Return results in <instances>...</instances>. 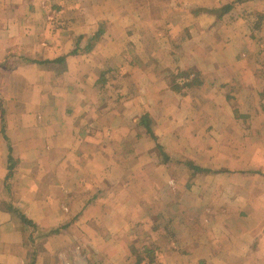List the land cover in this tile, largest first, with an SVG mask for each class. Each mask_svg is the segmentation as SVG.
<instances>
[{
    "label": "crops",
    "instance_id": "1",
    "mask_svg": "<svg viewBox=\"0 0 264 264\" xmlns=\"http://www.w3.org/2000/svg\"><path fill=\"white\" fill-rule=\"evenodd\" d=\"M234 1L0 0V59L12 51L34 60L65 56L53 67L23 59L1 70L0 264L31 258L35 264H139L130 247L150 246L141 231L132 239L139 223L132 225L126 200L141 202L148 182L158 180L154 145L135 123L139 100L171 155L233 171L215 176L220 184L211 218L184 222L179 240L164 235L165 243L156 241L152 264H264V160L244 161L225 150L227 143L231 150L249 144L256 127L227 122L222 83L242 84L246 95L239 102L264 96V84L254 83L264 79V70L263 78L258 74L264 66L247 58L255 42L243 22L237 26L255 0L223 12ZM158 23L167 26L170 40L155 37ZM100 25L93 49L71 54L79 36L83 49ZM160 53L167 63L154 65ZM175 70L193 71L201 83L192 78L189 91L177 94L165 76ZM116 76L124 82L118 93H107ZM129 120L134 134L128 140ZM211 142H217L215 153ZM6 197L36 227L14 217L3 205ZM140 264H149L147 258Z\"/></svg>",
    "mask_w": 264,
    "mask_h": 264
},
{
    "label": "rangeland",
    "instance_id": "2",
    "mask_svg": "<svg viewBox=\"0 0 264 264\" xmlns=\"http://www.w3.org/2000/svg\"><path fill=\"white\" fill-rule=\"evenodd\" d=\"M250 6V7H249ZM248 8H245V11H248L249 18L243 19L241 21H238L237 26H241L240 23L243 22L244 26L247 28V33H251L252 40L255 42L253 45L254 51L249 53V57H247L249 62L256 61L261 66H264V16L260 17L261 10L264 11V5H260L259 1H255L254 3L251 1L249 3ZM54 7L49 6L47 7L48 12L52 13L56 10H52ZM251 15V16H250ZM48 21H53L51 25L55 26L56 23L55 20L52 18H47ZM235 22V21H234ZM159 24V23H158ZM60 26V25H59ZM158 27V28H157ZM156 30L153 32L154 35H156V38H164L167 35H169L170 40V34H168V28L165 24L158 25ZM252 27V29H251ZM38 30V28H36ZM167 31V33H166ZM11 54V53H9ZM148 54H143L142 56L144 58H148L146 56ZM11 56V55H9ZM17 56V55H15ZM146 56V57H145ZM153 64L156 62H162L166 64L167 62L163 58V54H155L153 55ZM192 56V55H190ZM11 60L7 63L3 62L4 59H0V64L3 66H0V75L1 70L7 67V64L12 66V64L17 59L14 58V56H11ZM18 57V56H17ZM150 58V57H149ZM243 58V57H242ZM245 58V57H244ZM19 60V58H18ZM149 61V60H148ZM155 65V64H154ZM160 65V64H159ZM202 62H198L196 69L198 71H201L202 68ZM3 69V70H4ZM263 70L264 68H260L259 70V76L260 78H263ZM174 72L168 73L166 76L167 80L170 81V77ZM167 73V71H166ZM165 73V74H166ZM193 71H191V74ZM196 75V74H194ZM194 75L191 77L185 79V78H179L178 80L181 83L187 82L188 80H191ZM113 82L110 84V91L107 90V93H118L116 86L123 83L124 80L119 78L118 76L111 78ZM121 79V80H120ZM256 79V78H255ZM254 81V78H253ZM261 82L264 84V79H256L255 84L260 85ZM169 83V82H168ZM222 89L224 90V93L226 94V97L228 98L225 103L224 107L227 110L231 111V117L228 119V123H230L233 126H237V128L246 129L248 127H251L254 125L256 127V130L253 134V138L249 140V144H241L240 149L238 150V146L235 150H231L229 148L230 143H227L225 146V150L227 152H234V154H237L239 159H243L244 161H247L249 158L254 161L258 160V157H260L262 160H264V96L259 95L258 101L252 102L245 100L244 102H239L240 97H244L246 95V90H244V87L240 82L236 83H222ZM264 86H261V89H263ZM189 88L191 86H188L183 91V94L189 91ZM135 87L132 85H129L127 87L128 92H135ZM179 94V93H177ZM234 97V101L232 100L229 102V98ZM141 99V98H140ZM138 110L140 112V115L144 113L145 102L143 100L138 101ZM232 105V106H231ZM247 109V110H246ZM241 110H246L245 112H241ZM250 115V116H248ZM138 119V118H137ZM138 121L135 120L136 125L138 126ZM225 122V121H224ZM128 126L127 129L129 131L128 133V140L130 139V135L134 134L130 132V129H133L132 126L134 125V121L129 120L127 122ZM225 124V123H224ZM263 126V127H262ZM262 127V128H261ZM143 129V128H142ZM144 130V129H143ZM133 132V131H132ZM131 133V134H130ZM144 133L148 136V139L151 140L154 149L153 154V164L152 166L155 167L154 172H152V175L154 174V177L158 178V180L154 179L153 182H148L146 188H145V196L141 200V202L134 203V200L127 199L126 200V213L129 215V217L132 220V225H136L139 223L137 227L134 228L132 231V239H136L137 235L142 233L144 239L146 238L149 242L150 247H155V242L160 241L164 242L166 241L164 235L170 236L172 239L179 240L182 238L181 234L179 233L180 225L184 224V222L188 221V224L193 225L195 223H198L199 221L202 223H205V218H211V210L213 207L217 204L216 202V193H214L215 186L220 184L219 180H216V174L219 173H233V171L229 170H223L220 168V165L208 162L207 167H203V170L200 172L193 171L194 168H190L188 164L196 163L195 158L192 157L190 160H188L187 156H174L171 155L167 149L166 145L163 141H161V138L158 136V141H155L154 139H151L149 134L144 130ZM244 133L238 134V138L241 140V137ZM214 136V135H212ZM217 136H221L218 134ZM227 137H229L231 140L234 138L230 134H226ZM245 136V134H244ZM243 138V137H242ZM162 143L165 147V151L172 156L173 160L168 162L167 164H164L160 160V153L158 150L157 143ZM210 148L211 151L215 153L214 147L217 145V142H211ZM219 146V144H218ZM225 150H223L225 153H227ZM221 152V151H220ZM259 152H261V155H259ZM252 153H255L254 156H252ZM220 155V154H219ZM226 156V155H225ZM223 154V157H225ZM154 158L156 160H154ZM221 158V156H220ZM213 159L216 161V157H213ZM222 159V158H221ZM190 161V162H189ZM208 161V159H206ZM151 170V167L148 169ZM256 172H262V170H254V173ZM151 175V171H150ZM152 183V184H151ZM168 186L167 190H163L164 185ZM229 184V182H227ZM230 185V184H229ZM184 188L188 191H191L190 194H187L186 196L183 195ZM169 199L166 200L164 198V195H167L168 192ZM216 191V190H215ZM127 194H129L127 192ZM130 195V194H129ZM158 201V203H151L147 202L150 201V199ZM219 203V202H218ZM188 205L191 207H188ZM216 207V206H215ZM206 209H209L210 211H207ZM145 212L143 216H139L140 212ZM137 219H139L138 222H135ZM192 225V226H193ZM149 229H145V227ZM143 230H140V229ZM170 232V233H169ZM137 240V239H136ZM137 249L141 250L139 247L134 246ZM148 261V259H147Z\"/></svg>",
    "mask_w": 264,
    "mask_h": 264
},
{
    "label": "trees",
    "instance_id": "3",
    "mask_svg": "<svg viewBox=\"0 0 264 264\" xmlns=\"http://www.w3.org/2000/svg\"><path fill=\"white\" fill-rule=\"evenodd\" d=\"M246 1H251V0H235L232 4L230 5H227L225 7H223V12H228L232 7H234L235 4H238V3H243V2H246ZM257 1V0H255ZM264 1V0H263ZM54 7L56 9H60V6H57V5H54ZM264 14L263 13H260V17H263ZM104 31V27L103 25L99 26V28L97 29L96 32H94L92 34V36H90L88 38V41L86 43V45L84 46V48L82 49L81 48V40L83 39L82 35L79 36L78 38V43H77V46L76 48H74L72 51H71V54H79L80 52L82 51H85V52H89L93 49L94 47V44L97 40H99L100 38V35L103 33ZM81 50V51H80ZM11 56H14V58H16L17 60L14 61L15 63L19 62V61H22L23 59L24 60H28L30 62H38L40 64H44L46 66H51L53 67L52 65L53 64H64L65 62V56L63 57H58L56 59H47V60H34V59H30L28 57H26L25 55L23 54H20V53H14L13 51L10 52ZM7 56L6 58H4L3 62H6V61H10L11 60V56ZM17 55V56H15ZM19 58V60H18ZM0 66H3L0 64ZM50 67V68H51ZM55 70V68H54ZM191 76V72L190 71H181V70H177L175 73H173L170 77V81L168 83L169 85V88L174 91L175 93H179V94H183V90L185 88H187L188 86H190L189 82L186 83L184 81V83H181L178 79L180 77H183L185 79L189 78ZM194 80H196L197 83H201V81L196 77V75H194ZM140 121H138V125L141 126L148 134L149 136L151 137V139H154L155 141L159 142L158 140V137L156 136L153 128H152V125H153V118L151 117L150 113L144 109V113L141 115ZM157 147H158V150H159V153H160V160L162 163L164 164H167L168 162L172 161L173 158L171 155H169L166 151H165V147L164 145L160 142V143H157ZM11 159V158H10ZM190 168H194L193 171L195 172H200L203 170L202 167H199V166H194V165H189ZM11 168V167H10ZM10 173H11V169H10ZM6 190H9L10 191V185L8 184L6 186ZM3 205L5 207H7V209L13 214L14 217H16L17 219H19L20 221H22L23 223L29 225V226H34L36 227V225L33 223V221H31L30 219H28L23 213H21L18 209H16L13 204H12V198H3ZM53 231H56V230H53ZM51 231V232H53ZM170 233V232H169ZM131 248V251H132V254L137 258V263H142L143 259L147 258L148 259V263L149 264H152L154 261H155V255H156V250L158 249V247H145L143 250H139L137 249L136 247L132 246L130 247ZM29 264H35V261H34V258H31ZM202 264H206L204 262H202Z\"/></svg>",
    "mask_w": 264,
    "mask_h": 264
}]
</instances>
